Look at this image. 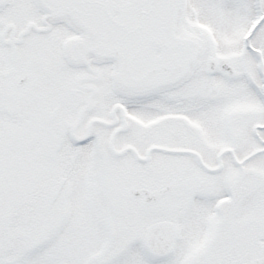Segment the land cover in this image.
<instances>
[{
  "label": "snow or ice",
  "instance_id": "obj_1",
  "mask_svg": "<svg viewBox=\"0 0 264 264\" xmlns=\"http://www.w3.org/2000/svg\"><path fill=\"white\" fill-rule=\"evenodd\" d=\"M0 264H264V0H0Z\"/></svg>",
  "mask_w": 264,
  "mask_h": 264
}]
</instances>
